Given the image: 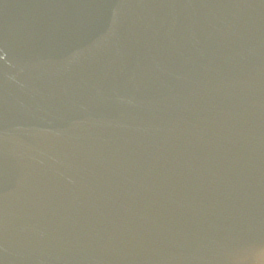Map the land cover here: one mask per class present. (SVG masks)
I'll return each instance as SVG.
<instances>
[{"label": "water", "instance_id": "water-1", "mask_svg": "<svg viewBox=\"0 0 264 264\" xmlns=\"http://www.w3.org/2000/svg\"><path fill=\"white\" fill-rule=\"evenodd\" d=\"M0 264H264V0H0Z\"/></svg>", "mask_w": 264, "mask_h": 264}]
</instances>
